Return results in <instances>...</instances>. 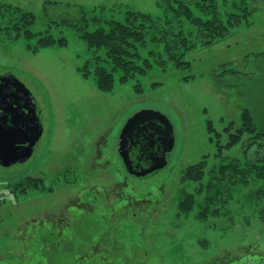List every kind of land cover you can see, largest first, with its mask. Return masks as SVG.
Returning a JSON list of instances; mask_svg holds the SVG:
<instances>
[{
	"label": "rangeland",
	"instance_id": "1",
	"mask_svg": "<svg viewBox=\"0 0 264 264\" xmlns=\"http://www.w3.org/2000/svg\"><path fill=\"white\" fill-rule=\"evenodd\" d=\"M254 1L248 22L185 53L189 67L177 68L148 42L139 52L151 68L125 83L114 72V88L104 93L94 77L104 51L88 48L76 25L85 17L120 21L127 11L162 18L160 0H0V13L9 5L35 16L30 40L0 31V73L29 90L43 128L29 161L0 167V264H264V199L248 197L264 181L206 222L196 210L177 213L183 192L200 186L183 182V170L206 156L207 169L220 163L217 144L228 141L227 125L238 128L243 109L264 129V0ZM6 20L0 15V29ZM184 29L197 37L190 24ZM43 37L67 43L34 51ZM140 110L166 116L174 146L165 168L137 179L127 176L118 143ZM249 139L222 157L244 165L264 155L256 144L246 150Z\"/></svg>",
	"mask_w": 264,
	"mask_h": 264
},
{
	"label": "trees",
	"instance_id": "2",
	"mask_svg": "<svg viewBox=\"0 0 264 264\" xmlns=\"http://www.w3.org/2000/svg\"><path fill=\"white\" fill-rule=\"evenodd\" d=\"M249 2L250 0H160L163 7L162 18L127 11L120 21L97 17L92 20L82 18L75 29L88 48L104 51L105 59L95 58L97 67L94 77L98 90L109 93L114 88V72H121L119 80L125 83L136 74L144 75L151 68L150 61L143 59L139 52L140 48H146L148 42L156 48H162L167 59L177 68L189 67V63L183 60L185 53L199 44L215 43L227 37L231 30L241 26L243 22H248L257 10L250 7V4L257 5L256 1ZM0 15L3 19L7 18V25L0 31L13 29L16 39L23 36L30 40L36 36L29 30L35 22L32 13H24L18 7L3 5ZM185 22L197 29V37L194 39H191V33L185 31ZM90 23L95 27L91 32L88 31ZM66 43L64 38L55 40L52 37H43L38 39L34 51L64 47ZM147 55L154 57L155 53L150 51ZM100 62L109 64L111 70L107 71L98 66ZM83 75L88 78L89 71H84ZM239 120L235 131H232L231 123L224 129L228 141L224 145L217 144L215 157L221 158L218 165L207 169L206 156L183 170V182L200 183V186L196 192H183L177 204L179 215H188L196 210L197 220L200 222L219 217L242 189L248 188L250 184L255 185L257 181H264V155H257V159H250L244 165L238 159L222 157L223 151H229L242 143L245 135L250 136L246 150L253 144L257 145V149L264 150V129L256 127L251 111L243 109ZM207 129L219 136L209 120ZM205 178H208L207 183H202ZM248 197L264 199V187L250 192Z\"/></svg>",
	"mask_w": 264,
	"mask_h": 264
},
{
	"label": "water",
	"instance_id": "3",
	"mask_svg": "<svg viewBox=\"0 0 264 264\" xmlns=\"http://www.w3.org/2000/svg\"><path fill=\"white\" fill-rule=\"evenodd\" d=\"M1 81L10 83L16 89L15 112L12 121L3 120L0 124V166L9 168L25 163L33 154L42 136L39 109L29 90L10 72L0 76ZM18 119L21 125L16 124ZM1 122V119H0ZM136 139V148L129 149V142ZM174 146L170 122L161 113L140 110L131 116L120 131L118 153L129 175L136 178L162 170L167 165V155ZM140 157L134 156V153ZM148 159L144 161V157Z\"/></svg>",
	"mask_w": 264,
	"mask_h": 264
},
{
	"label": "flooded vegetation",
	"instance_id": "4",
	"mask_svg": "<svg viewBox=\"0 0 264 264\" xmlns=\"http://www.w3.org/2000/svg\"><path fill=\"white\" fill-rule=\"evenodd\" d=\"M2 75H3V73H0V76H2ZM8 85L10 86V83L7 84L6 81L0 80V119H1L0 124L2 123L3 120L12 121L13 118L15 117V114H16V116L19 117V112H15L14 107H12V104H14L17 108L20 107V106H18L17 101L15 99L16 94H17L16 89L14 87L9 88ZM33 99H35V98L33 97ZM21 122L22 121H20L18 119L16 124L21 125ZM42 134H43V132H42ZM39 141H38V144H39ZM129 146H130L129 149H131V150H132V148H136V146H137L136 145V139H133L132 141L130 140ZM34 152H35V150L33 151V154H34ZM132 153H134V152H132ZM33 154L27 161H29L33 157ZM133 155L134 156L136 155V157H140L139 154H136V153H134ZM147 159H148V155L146 157H144L143 160L146 161ZM127 176L128 177L131 176L132 178H135V176H132L129 174H127Z\"/></svg>",
	"mask_w": 264,
	"mask_h": 264
}]
</instances>
